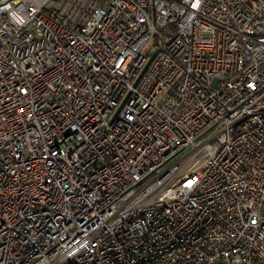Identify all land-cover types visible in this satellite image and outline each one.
<instances>
[{
  "label": "built area",
  "instance_id": "built-area-1",
  "mask_svg": "<svg viewBox=\"0 0 264 264\" xmlns=\"http://www.w3.org/2000/svg\"><path fill=\"white\" fill-rule=\"evenodd\" d=\"M0 264H264V0H0Z\"/></svg>",
  "mask_w": 264,
  "mask_h": 264
},
{
  "label": "water",
  "instance_id": "water-1",
  "mask_svg": "<svg viewBox=\"0 0 264 264\" xmlns=\"http://www.w3.org/2000/svg\"><path fill=\"white\" fill-rule=\"evenodd\" d=\"M155 54H156V52H154V53L152 54V56L150 57L149 61L147 62V64H146L145 67L143 68L141 74L139 75V77L137 78V80L135 81L134 84L137 83V81L139 80V78L141 77V75L143 74V72L146 70V68L148 67V65L150 64V62L152 61V59L154 58ZM123 104H124V102H123V103L119 106V108L116 110L114 116H116V115L118 114V112L120 111V109H121V107L123 106Z\"/></svg>",
  "mask_w": 264,
  "mask_h": 264
}]
</instances>
